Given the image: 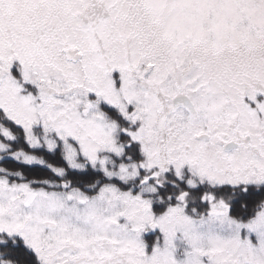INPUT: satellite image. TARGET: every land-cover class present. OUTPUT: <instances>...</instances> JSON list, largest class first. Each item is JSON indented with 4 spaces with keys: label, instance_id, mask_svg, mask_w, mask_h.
Masks as SVG:
<instances>
[{
    "label": "rangeland",
    "instance_id": "rangeland-1",
    "mask_svg": "<svg viewBox=\"0 0 264 264\" xmlns=\"http://www.w3.org/2000/svg\"><path fill=\"white\" fill-rule=\"evenodd\" d=\"M0 76V107L31 145L61 141L74 168L123 180L147 169L159 184L171 175L264 184V0H0ZM178 94L196 111L174 108ZM122 131L140 143L139 164L115 159ZM7 150L0 140V159L41 162ZM155 189L106 185L93 196L0 176V233L21 236L43 264H112L127 250L180 264H264V206L245 222L225 202L199 216L181 200L153 218L143 193ZM157 226L161 248L145 252L134 236Z\"/></svg>",
    "mask_w": 264,
    "mask_h": 264
},
{
    "label": "trees",
    "instance_id": "trees-1",
    "mask_svg": "<svg viewBox=\"0 0 264 264\" xmlns=\"http://www.w3.org/2000/svg\"><path fill=\"white\" fill-rule=\"evenodd\" d=\"M103 109L118 122L121 127L133 128L121 113L115 108L103 105ZM2 128L7 129L12 137H6ZM120 140L126 144L128 136L119 134ZM0 140L8 146V153L22 151L31 154L41 162L29 163L21 159L4 156L0 159V176L8 178L9 182H27L32 187L63 189L64 186L77 188L89 195L96 194L106 183L114 182L122 189L129 188L117 179L108 178L103 171L86 164L84 168H74L66 158L63 143L58 141L54 149L45 146H33L27 139L25 129L15 122L6 111L0 107ZM143 157L137 143L125 147L123 161L140 160ZM121 159V160H122ZM170 182L159 189L165 202L157 204L156 208L166 209L176 204L175 197L182 191H188V207L200 212L210 209L208 200L203 201L204 194H210L215 199H223L229 207L232 217L246 221L253 218L264 206V184L247 185H212L200 184L197 187H188L176 176H169ZM0 259L12 264H42L37 253L21 238L0 233Z\"/></svg>",
    "mask_w": 264,
    "mask_h": 264
},
{
    "label": "flooded vegetation",
    "instance_id": "flooded-vegetation-1",
    "mask_svg": "<svg viewBox=\"0 0 264 264\" xmlns=\"http://www.w3.org/2000/svg\"><path fill=\"white\" fill-rule=\"evenodd\" d=\"M10 133V132H9ZM120 134H124V135H127L128 136V141H126V144L120 140V135L118 136V139H119V142L120 144L123 146V152L121 154V156H115V159L117 161H120L122 162L123 159L122 157L124 156V151H125V147L126 146H130L132 143H137L140 147V151L142 152V155H143V151H142V148H141V145L138 141H136L135 139H133L132 135H131V132H121ZM5 144V143H4ZM8 156V155H6ZM11 157V156H10ZM3 158V157H2ZM16 158V157H14ZM18 159V158H17ZM122 159V160H121ZM144 159V156L140 159V160H129L127 161L126 163H136V164H139L140 162H142ZM125 162V161H124ZM86 166V165H85ZM94 167V166H93ZM96 168V167H94ZM96 169H99L101 171L104 172V174L108 177V178H113V179H117L118 181H120L121 183L125 184V185H129V188L127 189H122V187H120L118 184L116 183H112V182H109V183H106L104 184L100 189L99 191L94 194L93 196L95 195H98L99 192L101 191V189L106 186V185H114L115 187H117L120 191H123V192H131L132 194L134 195H138L137 193L143 188L145 187L146 185L148 184H151L153 186H155V192L153 193H150V194H147V193H143V197H149L151 199V202H152V216L153 218H160L167 210L168 207H174V206H178L177 204L180 203L181 200H184L185 202V207L187 208V212L189 214H197L199 216L201 215H207L208 213L212 212L213 211V202L214 201H219V202H225L223 199H215L212 195L210 194H204L202 196V200L203 201H206L208 200V203H209V207L210 209L208 211H204V212H200L194 208H189L187 203H188V191H182L178 196L175 197L174 200H176V204L174 205H169L166 209H163V208H160V209H157L156 208V205L159 204L161 205L163 202H165V198L163 195H161L159 193V189L161 187L164 186L165 183L167 182H170L171 179L168 178L166 179L164 182L162 183H157V181L155 180V178H153L150 174V170H147V169H141L140 171V176L138 178H134V179H129V180H123L121 178H118V177H109L104 170L100 169V168H96ZM147 176V177H146ZM172 176V175H171ZM150 177V178H148ZM148 178V179H147ZM180 180H183L188 187H197L199 186L200 184H203V183H209V184H212V185H222V184H230V183H222V184H217V183H213L211 181H207L205 180L203 183H197V184H193L192 181H194L192 178H187V177H178ZM232 185V184H230ZM89 195V194H87ZM218 202V203H219ZM226 203V202H225ZM226 205L228 206V204L226 203ZM231 216V215H230ZM254 218V217H253ZM236 219V218H235ZM241 221V220H240ZM248 221V220H246ZM245 221V222H246ZM53 228V227H51ZM16 237H19L21 238L24 242L25 240L19 236V235H15ZM134 236V235H133ZM134 240H137L138 242H141V245L143 247V249L145 250V252H152V250L155 248V247H159L161 248V245H162V242L164 241V235H163V232H162V229L161 227L157 226L155 229H152V228H145V231L142 233L141 237H139L138 235L137 236H134ZM133 240V241H134ZM132 242V241H130ZM129 249H131V243L127 246ZM115 249V248H114ZM113 249V250H114ZM72 250L76 251L74 249V247H72ZM111 250V251H113ZM90 251V250H81L80 252L83 253L82 255L85 256L86 253ZM127 256L125 259L121 260L120 262H115V263H112V264H149L150 262L151 263H154V264H180V263H185L184 261H182L181 259H164V258H158V259H155V260H150V259H134L133 258V254L131 255V250H127ZM92 252V251H91ZM93 253V252H92ZM97 253V252H96ZM106 253V252H104ZM1 255V254H0ZM129 256V257H128ZM81 260V259H80ZM83 260H85V258H83ZM5 261V262H8L10 263L9 261L7 260H4V259H0V264H2V262ZM198 264H213L211 262H208V261H202V260H198L197 261ZM12 264V263H10ZM43 264V263H42ZM109 264V263H108Z\"/></svg>",
    "mask_w": 264,
    "mask_h": 264
},
{
    "label": "water",
    "instance_id": "water-1",
    "mask_svg": "<svg viewBox=\"0 0 264 264\" xmlns=\"http://www.w3.org/2000/svg\"><path fill=\"white\" fill-rule=\"evenodd\" d=\"M2 81V78L0 76V83ZM173 107L178 108H185L186 110L190 112L196 111V106L189 95L187 94H178L173 98ZM237 146V142L231 141L226 144L225 149L231 150L232 148ZM50 227H53V225H50Z\"/></svg>",
    "mask_w": 264,
    "mask_h": 264
}]
</instances>
